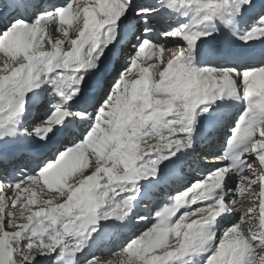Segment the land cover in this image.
<instances>
[{"label":"snow or ice","instance_id":"snow-or-ice-1","mask_svg":"<svg viewBox=\"0 0 264 264\" xmlns=\"http://www.w3.org/2000/svg\"><path fill=\"white\" fill-rule=\"evenodd\" d=\"M252 3L238 0L237 9ZM173 4L194 8L205 20L220 9L217 0H171L168 7ZM40 9L39 0L0 2V140L5 125L22 113L26 94L40 84L54 86L61 98L37 100L33 130L48 152L30 175L13 183L8 176L13 154L0 147V264H56L65 252L83 251L90 239L103 243L98 210L111 206L103 219L127 215L124 209L139 195L138 181L159 177L166 184L158 165L192 148L183 137L225 95L245 103L227 141L230 150H240L231 168H217L177 191L138 237L111 255L93 253L85 264H176L201 249L209 253L204 264H264V64L197 72L195 44L210 33L172 31L165 35L179 37L186 48L155 45L131 30L132 0H67ZM261 37L264 15L239 39ZM129 45L128 61L121 64ZM233 170L235 187L225 199ZM257 188L258 212L249 206L221 228L219 239L215 231L206 234L239 213L238 198L255 195ZM144 196L151 198V191ZM182 207L191 211L180 212Z\"/></svg>","mask_w":264,"mask_h":264},{"label":"bare ground","instance_id":"bare-ground-1","mask_svg":"<svg viewBox=\"0 0 264 264\" xmlns=\"http://www.w3.org/2000/svg\"><path fill=\"white\" fill-rule=\"evenodd\" d=\"M54 1L56 0H39V3L41 5L40 10L48 8ZM60 1L61 4L67 2V0ZM133 1L134 0H132V7ZM217 3H219L220 9L216 14L210 16L207 20L204 19V13L197 14L194 8L180 7V15H183L186 12H193L197 15L196 20L194 19L195 17H191L188 15L186 17L194 23V26L191 31L210 33V35L204 36L196 41L192 60L193 69L197 72H202L204 69H236L237 71H243L247 68L264 64V59H262L260 56L262 51L260 48V43L255 44L256 51L253 56H245L240 60V62H234L227 59L225 60V62H223V64H221V62H214V59L211 57L213 52L218 54L217 50L220 49L223 44H225V38H228L230 34H239L237 33V29L240 28L239 25L242 26L241 29L246 26L244 25L243 16L248 15L247 18H249V22L256 23L257 26H259V20L261 16L264 15V11L258 15L252 10L262 7L264 5V0H253L252 7L240 6L239 9H237L238 0H217ZM130 11L133 12V9H131ZM130 18L132 20L134 19V16H131ZM186 18L183 17L182 19H172L171 24L164 26H161L158 23H154L153 27L163 29L166 31V33L172 31H179L182 29L187 31L190 28V24L187 23ZM233 24L236 25L235 28L232 27ZM141 33L142 35L140 34L138 37L148 40L155 45H163L168 49L187 47L186 42L180 39L179 37L173 39L166 35L159 36L156 35L157 33L153 32L148 27L143 28L141 30ZM56 36L58 37L59 34H56ZM159 37H163L165 39L162 40L161 38L159 39ZM219 37L221 38L219 43H214L213 39ZM131 49L132 48L125 50L126 52L123 55L121 64L127 63L128 52H130ZM166 58L167 54H165V59ZM3 61V54H0V65L3 64ZM51 75L52 74H50V76ZM37 83L39 84L40 81H37ZM49 95L53 96V98L57 101L61 99L60 97H57L55 95L54 86L50 87L47 84H40V87L36 89L35 92L27 93L25 96L24 112L14 118L12 122L5 125L4 129L2 130L4 139L0 140V147H7L9 152L13 154V157L8 164V176L12 182L21 178L22 175L25 173L30 175L35 169L37 160L39 158H43L44 154L48 152V149L43 146V142L38 139V136L35 132H33V136H31L28 133L29 131L24 132L20 130V128L22 126V121H25L29 125H32L31 121L34 118L33 115L37 116V112L32 115L33 109L39 106L37 105V100H40L41 98H46ZM244 109L245 103L242 99L229 97L226 95L221 99L212 102L208 113L203 116H197L193 133L188 137H183L188 138L192 141V148L182 149L180 152H177L176 156L172 157L171 160H166L168 161V164L163 162L158 166L162 170L164 176L168 178L167 183L161 185L159 177L156 180L150 178L151 180L141 179L140 181H138L137 184L142 185L143 182L144 184L142 185V187L140 186L139 195H137L136 198L129 203V207L126 206L127 210L128 208L130 210H128L127 212L126 219L122 221L123 224L121 223L122 225H117L113 221L107 222L105 220L100 219L101 221H98L99 225L97 226V228L100 232V239L103 240V243L96 245L92 241L91 243H89L87 252L91 254L98 250L96 252L103 253L112 250L114 247L119 246L123 242L131 239L132 235L146 227V225L153 218L155 213L159 211L158 205H160L162 202H168V199H171L172 195H170V193L171 191H173L172 188L173 186H175L176 182H178L176 186H180L182 185V183L180 182L186 180V177L190 175L196 176L198 173L205 175L212 169L217 168V165L221 166L219 168L229 167V165L233 161V159L229 160V158H233L232 156L227 157V165H225V163H222L223 166L221 163H209L210 165L207 163V166H200V164L203 162L206 164L207 159H210L211 156H214L216 151H220V147H223L224 142L228 139L226 132H230V130L226 127V122L232 121L230 124L234 125L239 116L244 111ZM232 117L234 118L232 119ZM216 121L221 122L222 125L216 131H213L210 125L214 124V122ZM238 151L239 149H233V153L236 152L237 154ZM197 152H199L198 157L196 156ZM23 153H26L25 159H30L32 160V162L29 161L25 163V165L18 167L20 162L18 163L17 156H23L21 155ZM224 160L225 159H223L222 161ZM180 169H183L182 175H180ZM180 176L182 178H180ZM236 179V171L233 170L231 175H229V177L225 181V184H228V190L235 187ZM228 190L226 185V187L224 188V192L228 193ZM146 191H151V198H146L144 196ZM258 193L259 189L257 188V194L253 195V197L255 198V204L253 201L252 204L248 203L242 206L239 215H241V213L245 215L246 210L249 206L257 205L256 207H254L258 211ZM210 195L213 200L216 198L215 191L213 193H210ZM231 195L232 193L229 192L228 196L226 197H230ZM199 206V204L192 205L193 208H197ZM153 213L154 215L150 217V215H152ZM140 216L146 217V220L141 221L139 219ZM236 216L237 213L234 214V216H231L229 220H224L223 224L215 228V233H220L221 228L227 226L232 219L233 221L237 220ZM109 255H111V253Z\"/></svg>","mask_w":264,"mask_h":264},{"label":"rangeland","instance_id":"rangeland-1","mask_svg":"<svg viewBox=\"0 0 264 264\" xmlns=\"http://www.w3.org/2000/svg\"><path fill=\"white\" fill-rule=\"evenodd\" d=\"M0 2H2V0H0ZM51 4V3H50ZM64 4V3H63ZM53 5H62L61 4V1L60 0H56V1H54V2H52V4H51V6H49L48 7V9L49 10H51V8H52V6ZM48 6V5H47ZM132 9L134 10V7H132ZM131 16H133V12L132 11H130V15H129V22H130V27H131V30L132 31H134L135 32V34H136V36H139L140 34L142 35V33H141V29H142V27H140L139 26V24L137 23V21L135 22L136 24H133V22L131 21ZM56 35V34H55ZM133 43H135V40H133ZM129 48H131V45H129L127 48H125V50H127V49H129ZM132 50V49H131ZM131 52V51H130ZM125 53H123L122 55H121V57H120V63H121V60H122V58H123V55H124ZM153 62H155V61H146V64L147 63H153ZM128 66H130V65H128ZM121 70H124L123 68H121ZM138 71V69H133V74H135L136 72ZM115 75V73H113L112 74V76H114ZM112 76H109L108 77V79H112ZM130 78H135V76L134 75H132V76H130ZM41 79H43V77L41 78ZM24 112V107H23V110H22V113ZM37 111H36V108H34L33 109V111H32V115L33 114H35ZM23 115H25V114H23ZM34 116V118H33V120L31 121V123H32V125H29L28 123H26L25 121L23 122L22 121V126H21V128H20V130H22V131H26V132H28L31 136H33L32 135V133L34 132V130H33V123H34V121H35V119L37 118V116H35V115H33ZM234 117H232V119H233ZM25 119V118H24ZM232 121H230V122H226V127H227V129H229L230 130V132H226V134H227V136H228V139H229V137H230V134H231V129L234 127V125L233 124H230ZM228 139L224 142V144H223V147H220V151H216V153L214 154V156H211V158L210 159H207L206 160V164L203 162V163H201L200 164V166H207L209 163L211 164V162H209L210 160H213L215 157H224V161H222L221 162V164L223 163H225V165H227V157H234V155H236V152L235 153H233V149H231V151L229 150V147H228V144H227V141H228ZM230 151V152H229ZM240 151V150H239ZM238 151V152H239ZM199 152H197L196 153V156L198 157L199 156V154H198ZM225 155V156H224ZM196 157V158H197ZM230 159H233V158H229V160ZM166 164H168L167 162L168 161H164ZM233 162V161H232ZM232 162H231V164H232ZM208 163V164H207ZM189 164V163H188ZM187 164V165H188ZM209 164V165H210ZM223 164H222V166H223ZM231 164L229 165V167H231ZM159 166V165H158ZM218 167L217 168H219V167H221L220 165H217ZM217 168H215V169H212L211 171H209L208 173H206L205 175H203V174H200V173H198L196 176H188V177H186V180H183L182 182H180V183H182V185H180V186H176L177 184H175V186H173V188H172V190L173 191H171V193H170V195H172V197L177 193V191H181V190H183L185 187H188L189 185H191L192 183H194V182H196V181H202L205 177H207V175L210 173V172H212V171H214V170H216ZM183 169H180V175H182L183 173ZM9 174V173H8ZM28 174L27 173H25V174H23L22 175V177L21 178H19V179H17V180H15L13 183H15L16 181H18V180H20V179H22L23 177H25V176H27ZM178 177H179V175H178ZM151 177H149L148 179H150ZM180 178H182L181 176H180ZM185 178V177H184ZM151 180V179H150ZM147 181H149V180H147ZM147 181H145V182H147ZM179 183V184H180ZM144 184V182L142 183V185ZM142 185L141 184H137L136 185V187H137V189H138V192H139V189H140V186L142 187ZM227 185V190H228V184H226ZM126 187H127V185H125ZM173 193V194H172ZM257 194V190H256V193H255V195ZM119 198V197H118ZM229 197H226L225 199H228ZM255 198L253 197V195L250 197L247 193L245 194V196H242V197H239L238 198V200L240 201V202H242V206H244V205H246V204H248V203H250V204H252L253 203V201H254V204H255V200H254ZM169 201L168 202H160L161 204L160 205H158L159 206V211H161L165 206H170L171 205V203H172V200L171 199H168ZM209 202H211V201H209ZM255 206V205H254ZM253 206V207H254ZM257 206V205H256ZM255 206V207H256ZM128 207H129V205H128ZM156 208V207H155ZM158 208V207H157ZM183 208V207H182ZM182 208L179 210L180 212H184V211H191V209L190 208H187V207H184L183 208V210H182ZM193 208V207H192ZM154 209V208H153ZM152 209V210H153ZM111 210V206L110 205H108V204H105L104 206H102L99 210H98V221H101V220H105V221H113V222H115V224H117V225H119V224H123V220H125L126 219V215H123V213H117L116 215H114L112 218H110V219H103L102 217H104L109 211ZM128 210H130L129 208H128ZM128 210H127V208H125L124 209V212H128ZM258 212V211H257ZM234 214H236V213H234ZM234 214H232V216H234ZM154 215V213L152 214V215H150V217L151 216H153ZM239 215V213H237V216H236V218H237V220H238V216ZM241 215H243L242 213H241ZM121 217H123V218H121ZM101 219V220H100ZM230 219V218H229ZM228 219V220H229ZM155 221L153 220V218L148 222V224L146 225V227H144L141 231H139V232H136L134 235H132V237H131V239L132 238H134V237H138L144 230H146L148 227H150L151 225H152V223H154ZM233 222V219L231 220V222L230 223H228V225H230L231 223ZM121 224V225H122ZM98 225H99V222H98ZM97 225V226H98ZM213 231H215V229H212V228H207V229H205V232H206V234H212V232ZM216 234V238L217 239H219V236H220V233H215ZM93 235H94V233H93ZM67 239H71V238H67ZM131 239H129V240H131ZM129 240H127V241H125V242H123L122 244H120L119 246H116V247H114L112 250H109V251H106V252H103V253H100V252H96V251H98V250H96L94 253L96 254V255H109L110 253L112 254L113 252H116V251H120L125 245H126V243L129 241ZM92 242V240L90 239V240H88V241H86V242H84V244H83V251H80V252H77V253H75V254H73V253H71V252H65L62 256H60L59 257V259H57L56 260V264H85V261L89 258V256L90 255H92L93 253H89V252H87V249H88V246H89V243H91ZM205 248H207V245L205 246ZM60 250H58V252H59ZM108 252H110V253H108ZM209 255V253L207 252V251H205L204 249H201V250H199L198 252H196V253H192V254H190V255H188V256H185L184 258H182L181 260H179V261H177L176 262V264H204V261H205V259L207 258V256ZM56 257L55 256H53L51 259H55ZM111 259L113 258V259H115L114 257H110ZM47 264H50V261L49 262H47ZM254 264H255V262H254Z\"/></svg>","mask_w":264,"mask_h":264}]
</instances>
